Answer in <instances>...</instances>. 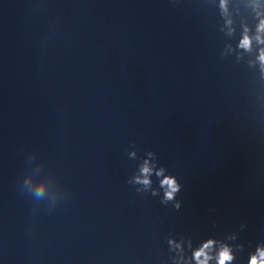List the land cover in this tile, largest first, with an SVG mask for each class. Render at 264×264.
Here are the masks:
<instances>
[{
	"label": "clouds",
	"instance_id": "obj_1",
	"mask_svg": "<svg viewBox=\"0 0 264 264\" xmlns=\"http://www.w3.org/2000/svg\"><path fill=\"white\" fill-rule=\"evenodd\" d=\"M222 7L225 4V0H221ZM257 32L258 33H264V19H261L258 26H257ZM256 40L258 43H264V37H261L260 35H257ZM252 45V38L247 34V30L245 31V34L243 35L239 46L241 48H244L245 50H248L251 48ZM259 59L262 63H264V49H261ZM150 171L149 168L145 167L143 169V172L147 174ZM144 183L145 185L149 184V180L146 178L143 181H140ZM163 185L167 186V191L165 192V199L171 200L173 199L175 193L179 190V185L176 183L175 179L172 177L165 178L164 181H162ZM213 244V241L209 240L206 242L201 249H199L194 255L198 262V264H208L209 257L207 256L205 249H208ZM203 257V259H201ZM261 260L259 261V264H264V251L260 252ZM232 256L227 248H224L220 256L218 258V264H227V262L231 261ZM250 264H258L257 258L253 257L250 261Z\"/></svg>",
	"mask_w": 264,
	"mask_h": 264
}]
</instances>
